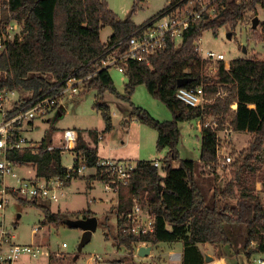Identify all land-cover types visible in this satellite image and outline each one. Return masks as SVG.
<instances>
[{
    "label": "trees",
    "instance_id": "trees-1",
    "mask_svg": "<svg viewBox=\"0 0 264 264\" xmlns=\"http://www.w3.org/2000/svg\"><path fill=\"white\" fill-rule=\"evenodd\" d=\"M181 1L169 0L167 6ZM217 4L218 14L215 17L202 16L195 21L182 33L179 44L168 43L147 61H125L123 74L127 82L124 94H119L109 68L102 67L105 52L118 42L125 50L128 38L144 22L136 25L129 18L120 19L105 0H0L1 21L7 23L12 19L21 27V37L8 43L0 54V91L28 92L34 98L50 94L52 87L70 76L82 78L91 75L82 91H95L93 107L104 121L103 133L113 128L109 106L103 102L106 92L130 103L135 88L144 85L148 94L163 103L172 114L171 121L160 122L146 110L130 103L129 119L155 130L157 151L167 152L161 159V169L155 168L151 161H136L128 184L116 188V233L111 239L128 255L113 263L139 264L133 258L136 243L181 242V264H205L197 245L229 244L227 227L230 225L244 229V248L251 241L258 243L257 248L248 250V256L264 253V204L249 182L262 163L259 155L264 146V60L238 58L232 60L228 68L219 61L216 73L208 75L211 64L202 61L195 47L202 32L211 30L216 35L218 29L225 25L233 29L245 13L255 11L256 6L264 8V0H244L240 4L235 0H218ZM135 8L136 5L132 12ZM104 27L112 30L108 44L100 41V31ZM261 28L264 31V24ZM180 79H189L185 85L189 88L203 84L205 97L210 100L203 112L176 98L177 81ZM57 90L59 87L53 89L54 92ZM220 91H225L226 95L219 97ZM232 105H235L234 109ZM202 113L217 117L219 124L229 120L234 132L252 134L247 150L236 154L227 169L230 179L225 185H213L208 190L196 178L197 165L200 163L203 168L209 165L208 171L216 173L220 164L214 131L201 129L198 162L181 160L178 166H173V162L179 159L178 124L196 120ZM88 133L95 146L89 147L79 136L74 153L76 160L83 159L85 165L92 168L99 159L98 139L96 131ZM40 143L41 149L37 153L24 150L11 153V157L19 165H31L38 178L59 176L65 184L78 177L86 178L73 175L72 179H66L61 151H47L51 133L46 132ZM95 170L94 176L87 177V184L95 179L104 183L108 181L104 168ZM135 202L146 205L156 216L152 233L136 236L129 231L125 215ZM23 205L36 206V202L24 201ZM38 208L43 214V224L59 226L71 218L65 213L52 212L47 206L39 205ZM109 214L101 223L108 231L104 234L106 239L109 237ZM78 215L76 218L85 219L93 213L86 209Z\"/></svg>",
    "mask_w": 264,
    "mask_h": 264
},
{
    "label": "rangeland",
    "instance_id": "rangeland-1",
    "mask_svg": "<svg viewBox=\"0 0 264 264\" xmlns=\"http://www.w3.org/2000/svg\"><path fill=\"white\" fill-rule=\"evenodd\" d=\"M109 8L118 15L120 19H130L136 25L141 24L146 19L155 15L161 9L168 5L169 0H105ZM136 5L134 12L132 9ZM259 17L256 28H252V19ZM264 22V8L255 7V11L245 13L232 29L229 26H221L217 34L214 35L211 30L202 32L198 41L199 52L204 56L206 52L222 54L225 62L245 57L252 59L264 58V31L261 25ZM264 24V23H263ZM19 31V35H18ZM112 30L110 27H104L100 31V40L107 42ZM228 34H232L228 36ZM21 31L14 33V38H20ZM246 48V53L243 52ZM109 74L113 85L119 94H124L127 77L125 74L118 72L115 68H109ZM86 93L81 97H75L72 101L66 102L62 116L50 113L43 119H36L33 122L34 129L26 135L28 141L40 142L44 133H51L52 137H59L61 132L66 129L79 131L80 134L87 131H96L103 133L104 121L99 112L94 109L95 91ZM29 97L27 92L22 93ZM67 101V100H65ZM63 100V103H65ZM103 102L109 106L113 128L108 133H103L104 139L98 144V155L103 159H115L129 162L136 161H154L164 158L167 150L157 151L156 138L157 133L150 127L140 124L135 120L129 119L130 103L135 107L146 110L152 118L157 121H171L172 114L166 106L157 99L150 96L144 85L137 86L130 96V103L116 98L114 95L106 92ZM126 119L123 123V120ZM229 123V120H225ZM230 124V123H229ZM128 125V126H127ZM126 126V127H125ZM180 139L177 145L179 159L173 162V166H178L181 160H191L198 162L200 155V128L197 120L190 122H180L178 124ZM252 134L247 132H233L229 140L222 141L220 153L231 155L234 159L236 154L246 151L251 141ZM57 140V139H56ZM90 143V141H89ZM52 145H55L51 143ZM98 157V158H99ZM262 163L261 168L249 178V182L255 190L258 186L264 188V146L259 155ZM61 164L64 168L74 165V154L72 151H65L62 155ZM91 170H87L83 176H87ZM197 180L206 190L213 185H225L230 179L229 172L226 168L217 169L215 174L203 168V165H197ZM16 173L21 177H28L35 174L33 168H18ZM87 173V175H86ZM71 186L66 190L67 196L58 203L51 205L52 209L57 208L64 202L69 209L81 211L89 209L94 212L98 219V227L93 232L91 240L86 244L80 253L77 248L81 240L82 230L70 228L63 224L54 226L51 224L43 225L41 210L36 206L21 205L15 199L24 203L19 197H9L4 215H0V222L4 230L12 236L11 242L16 244H39L46 246L49 256V264H90L93 255H98L102 259L91 264H103L107 260L109 264L119 260L115 253H121L113 246L110 240L115 235V216H116V196L112 192L104 189L102 182H94L92 190H86L85 178L71 180ZM7 183H14V179L7 178ZM64 191V192H65ZM113 211V212H111ZM107 213H110L108 226L109 237L105 240L104 234L108 232L102 227V221ZM71 218L75 216L69 215ZM36 230V231H35ZM230 236V243L224 246L201 244L200 251L204 256L205 264H253L252 257L247 255L249 247L244 248L245 239L244 229L238 225L227 227ZM181 242L174 245L175 252L179 251ZM154 256L150 259L151 264H179L181 256L175 261H169V250L165 242L153 245ZM53 252V253H51ZM57 252V253H54ZM60 252V253H59ZM80 256L76 259V255ZM210 257V261L205 262V257ZM147 262L146 260H144ZM143 261V262H144ZM13 264H40V259L36 261L29 259L27 256L21 257ZM66 264V263H65Z\"/></svg>",
    "mask_w": 264,
    "mask_h": 264
},
{
    "label": "built area",
    "instance_id": "built-area-1",
    "mask_svg": "<svg viewBox=\"0 0 264 264\" xmlns=\"http://www.w3.org/2000/svg\"><path fill=\"white\" fill-rule=\"evenodd\" d=\"M218 0H182L176 5L165 6L161 12L140 26L129 38L125 50L118 42L107 48L102 67L115 68L118 72L124 73L123 64L127 60L147 61L149 56L154 55L164 49L168 43L179 44L182 33L202 16L215 17L218 14ZM240 4L244 0H235ZM21 31L20 25L10 19L3 23L0 18V54L6 45L13 42L14 33ZM18 31V35H19ZM202 61L211 64L208 75H214L217 71V63L224 60L222 54L206 52L201 56L198 42L195 45ZM86 77L70 76L62 83L50 89V94H42L32 98L24 96L17 90L0 91V215H4L9 197H19L23 201H33L38 198L49 201H57L59 192L65 187L64 180L59 176L50 178L21 177L16 173V169L23 167L18 161L11 157L13 152L31 150L37 153L41 149L40 142L28 141L26 135L36 119H43L50 113L58 112L62 101L77 95L86 86ZM59 87V90L55 88ZM226 95L225 91L218 93L219 97ZM176 98L191 108H200L203 112L204 106L210 103L205 97L203 84L196 87H180L175 93ZM200 130L209 128L214 131L218 146L217 157L219 169H229L233 162V157L229 154L220 153L222 141L229 140L234 132L231 125L225 121L219 124L218 118L202 113L196 119ZM78 133L73 129H66L62 132V143L60 145L50 144L47 151L59 150L74 151ZM77 161V162H76ZM152 165L161 169L162 162L154 160ZM97 167H102L108 174V181L104 183L106 190H116L120 185H127L136 163L115 159L99 158ZM88 167L83 159L75 158L74 165L66 168V179H72L73 175L81 176ZM207 170L210 166L205 167ZM7 178L14 179V183H7ZM257 193L264 204V188L258 186ZM16 197V198H17ZM129 224V231L136 236L150 234L154 231L156 216L150 212L146 205L135 202L132 210L125 215ZM36 231V230H35ZM12 236L4 230L0 222V264H13L23 256L36 261L41 257L49 256L48 249L39 244H16L11 242ZM264 241V240H263ZM146 245L145 242L138 243L137 246ZM258 243L251 241L249 249L257 248ZM99 259V256H95ZM179 255L174 254L172 258L178 259ZM253 264H264V253L251 254Z\"/></svg>",
    "mask_w": 264,
    "mask_h": 264
},
{
    "label": "crops",
    "instance_id": "crops-1",
    "mask_svg": "<svg viewBox=\"0 0 264 264\" xmlns=\"http://www.w3.org/2000/svg\"><path fill=\"white\" fill-rule=\"evenodd\" d=\"M153 16V15H152ZM151 16V17H152ZM151 17H149V18H151ZM257 18H258V22H259V17L258 16H256ZM148 18V19H149ZM148 19H146V20H148ZM145 20V21H146ZM144 21V22H145ZM143 23V22H142ZM264 23V22H263ZM262 23V24H263ZM140 25V24H139ZM111 35H112V32H111ZM110 35V36H111ZM230 36H231V34H230ZM109 40H110V38L108 39V41L105 43V42H103L102 40H100L103 44H108V42H109ZM243 49H245V51L243 50V52L244 53H246V48H243ZM240 58V57H239ZM242 59H248V58H245V57H241ZM238 59V58H237ZM224 60H225V58H224ZM223 60V63H224V65H225V68H228L229 67V65H230V62L231 61H229V62H225ZM259 60H264V58H259ZM28 93V92H27ZM30 94V93H29ZM84 94H86V93H83V91H80L77 95H75V96H73V97H71V98H65V100H67V101H65V103H63V101H62V104H61V106H60V108H59V110H58V112H56V113H54L55 115H57V116H62V114H63V112H64V109H65V105H66V102H69V101H72L75 97H81L82 95H84ZM31 95V94H30ZM235 108V105H232V109H234ZM125 120L126 119H124L123 120V123L125 122ZM127 122H128V120H126ZM128 124H129V122H128ZM128 126V125H127ZM32 129H30L29 131H28V133L27 134H29V133H31L34 129H36V128H33V124H32ZM126 127V126H125ZM47 132V131H46ZM45 132V133H46ZM63 132V131H62ZM62 132H61V135L59 136V137H52V135H51V143H53V144H55V145H60L61 143H62ZM89 131H87V132H82L81 134H80V132L79 131H77V133H78V137L79 136H81L82 137V139H83V141L89 146V147H94L95 146V144H94V141H93V139L91 138V136L89 135V133H88ZM45 133H44V135H45ZM200 134H201V130H200ZM44 135H43V137H44ZM43 139V138H42ZM41 139V140H42ZM57 139V140H56ZM97 139H98V144H99V142H101L103 139H104V137H103V133H98L97 132ZM89 141H90V143H89ZM41 142V141H40ZM73 152V154H74V161H75V156H76V154L74 153V151H72ZM64 154V152L62 153V155ZM97 156L99 157V155H98V145H97ZM100 158V157H99ZM109 159V158H108ZM61 161H62V157H61ZM197 161H199V158L197 159ZM152 162V161H151ZM21 168H33L31 165H29V164H25V165H23V167H21ZM34 169V168H33ZM87 170H91L90 171V173L87 175V173H86V175L87 176H84V177H86L85 178V187H86V190L88 191V190H92L93 188H94V182H102L103 183V185H104V182L102 181V180H91L90 182H88V184H87V182H86V179H87V177H89V176H94L95 175V172H96V170H95V168L94 167H92V168H87L86 169V171ZM85 171V172H86ZM85 172H84V174H85ZM83 174V175H84ZM35 175V174H34ZM34 175H32V176H34ZM83 175H81V176H83ZM32 176H28V177H32ZM79 178V177H78ZM81 178V177H80ZM77 179V178H76ZM71 183H72V181H69L67 184H65V187H66V190L71 186ZM64 188V187H63ZM104 189H105V187H104ZM106 190V189H105ZM65 191V190H64ZM63 191V189L59 192V195H58V200L57 201H49V200H47V199H42V198H38L37 200H35V202H36V207H38L39 205L40 206H47L52 212H54V213H65V214H68V215H73V216H75L74 218H70V219H83V218H81V217H78V218H76V216H79L78 214H80L81 212H83V211H85L86 209H83V210H81V211H75V210H72V209H69L68 208V205L66 204V202H64L62 205L60 204V205H58L57 206V208H55V209H52L51 208V205L53 204V203H58L59 204V202H60V200L61 199H63L64 197H65V195L67 196V193H66V191L64 192ZM107 192H112L115 196H116V201H115V203H116V208H117V205H118V195H117V190L116 191H114V190H106ZM12 198H14L15 199V197H12ZM16 201H18L21 205H23V203H21V201H19V200H17V199H15ZM34 201V200H33ZM24 206V205H23ZM92 212V211H91ZM93 213V216H91V217H95L96 219H97V217L96 216H94L95 215V213L94 212H92ZM42 217H43V214H42ZM116 216H115V232H116ZM98 224H99V222H98V219H97V227H98ZM43 225H46V224H43ZM49 225V224H48ZM63 225H65L64 224V222H63ZM66 226V225H65ZM93 234V233H92ZM91 237H92V235H91ZM90 240H91V238H90ZM105 240H107L106 238H105ZM110 240H112V239H110ZM90 242V241H89ZM88 242V243H89ZM87 243V244H88ZM114 244V243H113ZM146 245H143V246H149L150 247V251H149V254H148V256L146 257V258H142V257H139L138 255H137V250H138V248L139 247H141V246H137L138 245V243H136V245H135V248H134V252H133V258H134V260L137 262V263H139V264H142V263H146V264H151L150 263V261H148L147 259H150V258H152L153 256H154V251H153V245H150L149 243H145ZM167 244V247H168V250H169V252H168V254H169V261L171 262V261H175V260H179V259H177V258H175V259H173L172 258V255H174V254H177V255H180L181 256V254H182V249H183V246H182V243H180L181 244V247H180V249H179V251H176L175 252V248H174V245L176 244V242H173V243H166ZM203 244H205V245H207V243H203ZM115 248H116V250H118V251H120V250H122V255H119V254H121V253H118V255L115 253V255L117 256V258L118 259H121L122 257H124V256H126V255H128V252L123 248V247H119L118 245H113ZM198 246V248H199V250H200V246H201V244H198L197 245ZM46 247V246H45ZM47 248V247H46ZM48 249V248H47ZM83 249V248H82ZM81 252V251H80ZM80 252H78V253H80ZM51 253H53V252H51ZM54 253H57V252H54ZM60 253V252H59ZM49 256H50V252H49ZM49 256L48 257H45V256H43V257H41L40 258V264H49ZM80 256V254H77L76 255V259L78 258ZM95 256H98V255H93L92 256V260L95 262V263H98V262H100V260L102 259L100 256H99V259L98 258H96ZM92 260H90L89 262H90V264L92 263ZM144 260H146L147 262H145ZM144 261V262H143ZM67 264V262H65L64 261V263L63 264ZM58 264H60V263H58ZM103 264H109V262L106 260H103ZM179 264H181V263H179Z\"/></svg>",
    "mask_w": 264,
    "mask_h": 264
},
{
    "label": "water",
    "instance_id": "water-1",
    "mask_svg": "<svg viewBox=\"0 0 264 264\" xmlns=\"http://www.w3.org/2000/svg\"><path fill=\"white\" fill-rule=\"evenodd\" d=\"M252 28H256L258 24V18L255 17L251 21ZM230 36V34H228ZM245 51V49H243ZM190 80L189 79H180L177 81L178 88L185 86ZM64 224L70 228H78L82 230L81 240L78 244L77 251L80 252L82 248L90 241L91 235L97 229V219L95 217H88L85 219H67L64 221ZM149 246H141L137 250V255L142 258H146L149 254ZM211 258L208 256L205 257V262L210 261ZM146 264V263H142Z\"/></svg>",
    "mask_w": 264,
    "mask_h": 264
}]
</instances>
